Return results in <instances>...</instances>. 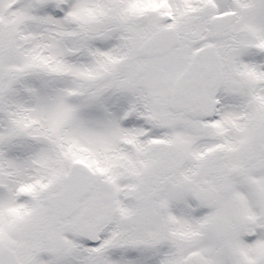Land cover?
<instances>
[{
	"label": "snow or ice",
	"instance_id": "6c2138e0",
	"mask_svg": "<svg viewBox=\"0 0 264 264\" xmlns=\"http://www.w3.org/2000/svg\"><path fill=\"white\" fill-rule=\"evenodd\" d=\"M0 264H264V0H0Z\"/></svg>",
	"mask_w": 264,
	"mask_h": 264
}]
</instances>
